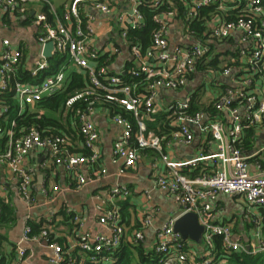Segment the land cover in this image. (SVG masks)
I'll use <instances>...</instances> for the list:
<instances>
[{
	"label": "built area",
	"instance_id": "2783aa9c",
	"mask_svg": "<svg viewBox=\"0 0 264 264\" xmlns=\"http://www.w3.org/2000/svg\"><path fill=\"white\" fill-rule=\"evenodd\" d=\"M186 7L183 19L186 43L169 47L168 15L172 11L154 16L157 27L152 30L150 44L142 48L136 43L129 44L130 65L125 70L111 73L97 58L104 54L95 47L91 36L95 33L92 24L95 9L102 13H111L112 9L105 0H70L59 17L50 0H0V16L3 14L20 15L28 11L29 3H43L45 10L38 13L36 23L39 33L37 42L41 49L46 42L52 41L56 52L74 67L82 69L88 84L71 95L65 102L70 116L77 119L82 146L89 154L71 153L67 145L70 138L65 135L42 136L31 127L27 132L15 136L14 131L0 125V138L6 137L4 146L0 145V164H5L13 179L17 180V191L25 207L30 209L34 203L33 173L25 168V157L32 149L47 150L50 159L63 155L64 164L72 171L76 186L95 184L106 175V169L98 165L99 149L96 145L98 131L88 115L98 106L105 107L114 124L121 128L119 138L113 148L122 166L118 174L133 167L140 149H153L163 164V169L155 178L156 185L166 194L172 195L181 207V214L194 212L203 226L201 249L199 252L190 248L181 234L174 230L175 216L169 218L159 229L150 247L157 256L151 264H228L227 255L232 252L260 254L264 264V166L255 162L252 166L244 147L237 143L243 136L244 128L259 127L264 129V8L262 0H180ZM132 7L124 21L122 35L127 37L129 29L143 26L144 16L139 10L143 3L157 6L161 0H129ZM214 3L216 11L208 23L207 38H200L189 25L202 6ZM234 10L235 13H232ZM48 12L55 15V22L48 20ZM231 15L230 17H227ZM233 16V17H232ZM234 51L239 66L226 67L220 71L211 68L198 70V62L207 57V52ZM116 51L117 49H113ZM107 53V52H106ZM22 52L3 40L0 52V93L7 89L9 75L20 63ZM221 58V57H220ZM222 59V58H221ZM90 61H94L92 65ZM48 68V63L41 51L34 61L30 73L38 75L40 70ZM66 70L60 69L45 76L39 82H21L14 85L18 104L17 114L34 110L38 102L46 95H52L65 87ZM195 72V73H194ZM197 72L204 81H215L218 75L229 77L217 95L209 96L207 104L212 103L215 114L200 108L189 112L191 86ZM194 73V74H193ZM135 79V81H133ZM138 79V80H136ZM144 87L139 89V83ZM192 87L183 98L169 104L168 111L171 125L176 129L170 134L171 140L189 144L194 139L192 125L199 126L215 141L214 152H199L186 160L173 159L164 152V136L148 130L146 120L160 107L156 95L160 90L185 89ZM205 88V87H204ZM78 101H87L83 111L75 110ZM114 105L128 113L135 121L133 126L129 116H123L117 110H109L107 105ZM7 111V106L0 103V118ZM227 112L231 116V126H225L218 115ZM74 114V115H73ZM264 141V138H263ZM264 153V142L261 148ZM211 162L215 166L205 165ZM82 167L88 173L82 174ZM199 167L196 175L190 172ZM52 192L59 190L58 185L49 187ZM130 189L124 184H116L108 191H98L97 196L110 205L102 210L97 221L105 228L104 232L85 231L76 234L75 239L66 237L62 242L51 223L40 224L35 230L26 225L20 241L14 248L15 256L11 264H24L26 248L24 243L40 242L51 249L49 264H107L114 261L113 253L124 239L125 226L122 221L120 202L130 195ZM219 194L239 195L245 201V208L251 215L250 227L243 239L231 223L217 220L213 212L214 203ZM3 200V199H0ZM4 201V200H3ZM5 202V201H4ZM1 211V207H0ZM155 209L148 207L143 211L140 227L132 231L133 241H144V228L153 222ZM68 221L81 220L71 209H66ZM216 238L220 241V252L216 251ZM136 264V263H135Z\"/></svg>",
	"mask_w": 264,
	"mask_h": 264
},
{
	"label": "crops",
	"instance_id": "0c3cea01",
	"mask_svg": "<svg viewBox=\"0 0 264 264\" xmlns=\"http://www.w3.org/2000/svg\"><path fill=\"white\" fill-rule=\"evenodd\" d=\"M50 1L56 14L61 17L62 7L64 9L70 0H63L59 3H54V0ZM105 1L112 9L111 13L105 14L95 9L89 10L93 14L94 18L91 22L95 28V33L91 38L94 46L102 49V53L105 52L97 58V63L105 65L109 72L117 73L125 70L130 64L129 44L131 42L122 35V31L125 27L124 21H126L127 13L130 12L132 5L129 0ZM44 10L45 6L43 3L35 2L29 3L28 11L25 14H3L0 16V52L3 49V40L7 39L10 46L22 52V60H24L25 67L28 70L32 68L34 61L39 58L40 51L43 55L44 46L41 49L40 44L37 42L39 28L35 16ZM48 20L54 23L55 15L48 12ZM187 39L188 36L185 33L183 19L177 13H170L168 15V44L170 49L177 44L186 43ZM113 49L117 50L114 51ZM56 54L62 56V61L56 71L60 69L66 70V83L72 71L84 72L82 69H78L67 62L64 55L56 52L55 49L51 53V57L48 58L43 55L48 67V60ZM90 63L95 65L94 61H90ZM228 81L229 77L219 74L216 82L210 80L203 82V77H201L200 72H197L191 82V86L205 87L199 103L207 105L209 96L213 95L214 97L217 95L223 90V86ZM191 86L189 83L185 89L160 90L156 92V102L158 107H160L156 112L168 111L169 104L183 98L192 88ZM2 117H4L3 120H7L6 112ZM86 118L94 122L98 131L99 135L96 142L100 153L98 165L106 169V175L95 184L75 188L76 183L72 171L66 168L63 155L60 158L50 159L47 150L32 149L25 157L24 165L34 176L32 191L35 203L30 209H27L19 197L17 180L13 179L5 164H0V199H3L12 207L14 218V221L6 224L1 225L0 223V233L4 237L2 247L7 253L16 247L26 225H31L33 229L38 230L40 224L51 223L54 231L61 238L59 242H62L66 237H72L73 240L76 234L87 230L104 232L105 228L98 223L97 217L105 209V206L107 208L110 205L109 196L106 193L105 201L102 197H98L97 193L102 190L108 191L110 187L116 184H124L131 191L130 195L119 203L122 206V209L120 207L122 215L125 214L126 216L122 217L125 226L124 236L129 237V231L140 227V220L144 210L148 207L155 209L152 224L144 228L143 231V244L148 249L152 245L157 229L169 218L177 217L181 213V207L175 198L166 194L155 183L156 175L163 169V164L160 162L158 154L153 149H140L136 164L131 168L125 169L124 173L118 174L122 164L114 153L113 144L119 138L121 128L114 124L108 110L103 106L94 108L86 115ZM218 118L224 122L226 127L231 126L232 119L229 113L221 112ZM62 119V126L70 138V143L67 145L69 151L71 153L84 154L86 150L87 154H89V151L82 146V141L77 133L80 127L79 123L68 114L66 108ZM152 119L147 120L152 121ZM147 120L145 122L148 129ZM169 124L171 125V120ZM191 129L194 133V139L189 144L171 140L170 134L168 138L163 135L166 140L163 146L164 152L168 153L173 159L186 160L199 152L210 153L215 151L216 144L209 133L203 132L196 125H192ZM254 129V133L249 136L247 131L243 132L245 137L244 148L249 155L248 160L252 166V171L255 162L260 161L264 166V153L261 151L264 142V129L259 127ZM148 130L153 131L152 129ZM5 140L6 137L2 135L0 138L1 147L4 146ZM205 165L209 166L208 168H212L215 163L211 165V162H209ZM81 173L87 174V168L82 167ZM54 184L59 187L57 192H52L49 189ZM66 209H71L76 213L81 220V224L75 221H68V217L65 215ZM213 212L216 214L218 221L231 223L234 231L245 239L246 229L250 227L251 215L245 208V201L242 197L239 195L219 194L214 203ZM185 240L190 248L197 252L200 251L201 242L196 243L190 239ZM23 246L26 248L24 264H49L48 258L52 251L43 243L29 242L24 243Z\"/></svg>",
	"mask_w": 264,
	"mask_h": 264
},
{
	"label": "trees",
	"instance_id": "16d2710c",
	"mask_svg": "<svg viewBox=\"0 0 264 264\" xmlns=\"http://www.w3.org/2000/svg\"><path fill=\"white\" fill-rule=\"evenodd\" d=\"M262 5L264 8V0H262ZM174 9L175 13H177L181 17V19L185 18L184 12L186 10V7L180 0H161V2L157 6H149L148 4L143 3L139 6V10L144 16L143 26L139 29H129L127 32V40L131 43L141 45L144 49L151 42L152 30L157 27V23L154 21V16L157 14H161L162 12L172 11ZM215 11L216 5L214 3L202 6L197 11V15L195 16L193 21L190 23V29L193 30L194 33L200 38H207L205 33L208 32L206 31L208 30V23ZM232 13H235L234 10L232 11ZM230 16L231 15H228L227 17ZM206 56L207 57H204L200 62H198V70L211 68L212 70L220 71L223 68V62L225 63L226 67H235L240 65L237 61H231V59H236L237 57V53L234 51L227 50L215 52L213 49H210L207 52ZM61 61L62 56L58 54L54 55L48 60L49 67L47 69L40 70L38 72V75L32 76L30 70L25 67L24 60H22L21 57L19 65L16 67L14 72H11L8 77L9 84L7 89L0 93V103L7 106V120H3L4 117L1 116V126L12 129L14 131L15 136H19L27 132L31 127L37 129L42 136L52 134L67 136L68 133L62 126L64 110L65 108L66 110L68 109L66 107L65 102L71 95L81 90L84 86L88 84L87 76L84 72L72 71L68 77V81L65 87L62 90L55 94L44 96L38 102L34 110L23 111L21 114H17L18 104L15 98L14 89L15 83L18 81L38 82L45 75L54 73L58 69ZM133 81H135V79H133ZM143 87L144 83L140 82L139 89L142 90ZM203 87L204 86H196L192 91L189 112L198 110L201 107L202 109L208 111V113L215 114L216 111L215 109H213L212 103H209L207 105L205 103H199V99L205 91V88ZM86 105L87 101H78L74 103L73 108L75 110L83 111ZM107 107L109 108V110H117L123 116H129V119L132 121L133 126H135V121L133 120V118L130 117L128 113L118 109V107L111 104L107 105ZM69 111L68 114H70ZM169 114V111H159L153 113L151 116L153 118L152 121L147 120L148 129H152L159 136L164 135L168 138L172 130L176 129L175 126L169 124L171 120ZM75 120L76 122H78L77 119ZM254 128L255 127L250 126L244 129L245 132H248L247 135L249 136L254 133ZM77 133L79 135L80 140L82 141V137L79 131ZM237 145L240 147H244V136L241 137ZM84 154H87L86 150L84 151ZM198 171L199 167H197L195 171L190 172V174L194 176L198 173ZM0 207L1 225L6 224L10 221H14L12 207H10L9 204L4 202L3 200H0ZM124 216L125 214L122 215V217ZM132 235V231H129V237L124 236V239L121 242L120 246L113 253L114 261L107 264H151L152 262H154L157 256L154 254L153 250L146 248V246H144L143 244V241H133L131 239ZM3 240L4 237L0 233V264H11L12 258L15 256V252L14 249L11 250V252L9 253H7L6 250L4 251L2 247L4 243ZM219 249L220 241L216 238L215 252H217V254H219L220 252ZM226 258L228 264H258L259 262H261L260 254L252 255L244 251L232 252L228 254Z\"/></svg>",
	"mask_w": 264,
	"mask_h": 264
},
{
	"label": "water",
	"instance_id": "95a60500",
	"mask_svg": "<svg viewBox=\"0 0 264 264\" xmlns=\"http://www.w3.org/2000/svg\"><path fill=\"white\" fill-rule=\"evenodd\" d=\"M53 51V42H46L43 47V55L49 58ZM173 228L181 234L182 239H190L196 243L201 242L203 226L198 222L197 215L194 212L179 215L174 222Z\"/></svg>",
	"mask_w": 264,
	"mask_h": 264
},
{
	"label": "rangeland",
	"instance_id": "374dc122",
	"mask_svg": "<svg viewBox=\"0 0 264 264\" xmlns=\"http://www.w3.org/2000/svg\"><path fill=\"white\" fill-rule=\"evenodd\" d=\"M60 1H63V0H54V3H59Z\"/></svg>",
	"mask_w": 264,
	"mask_h": 264
}]
</instances>
